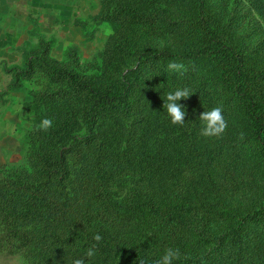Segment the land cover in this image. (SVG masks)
I'll return each mask as SVG.
<instances>
[{"label": "trees", "instance_id": "16d2710c", "mask_svg": "<svg viewBox=\"0 0 264 264\" xmlns=\"http://www.w3.org/2000/svg\"><path fill=\"white\" fill-rule=\"evenodd\" d=\"M221 9L213 13L207 0L123 1L113 17L120 29L100 71L46 70L49 78L66 80L62 96L72 98L89 132L78 148L94 143L100 162L112 158L125 170L130 164L137 177L120 208L102 192L97 197L128 224L99 223L80 234L98 217L87 215L63 234L70 264L84 258L97 233L102 240L86 264H154L168 247L182 254L174 264H264V52L250 49L245 33L236 36L233 13ZM170 62L184 70L170 71ZM184 87L193 91L178 101L186 108L185 123L173 125L164 99ZM216 106L228 127L208 139L198 117ZM148 110L157 119L154 127ZM67 116L56 129L60 142L75 127L74 115ZM67 151L60 155L63 174ZM40 159L49 175L50 156Z\"/></svg>", "mask_w": 264, "mask_h": 264}, {"label": "rangeland", "instance_id": "374dc122", "mask_svg": "<svg viewBox=\"0 0 264 264\" xmlns=\"http://www.w3.org/2000/svg\"><path fill=\"white\" fill-rule=\"evenodd\" d=\"M123 1L128 0H0V264H70L71 247L62 236L71 225H82L87 215L98 217L80 234L99 223H129L104 210L97 197L102 192L120 208L137 179L132 165L125 170L112 158L100 162L94 143L78 148L89 132L72 98L62 96L69 90L66 80L46 72L100 71L120 29L113 17ZM234 1L207 0L213 13L218 15L221 3L222 14L233 13L236 36L245 33L247 46L264 52V0H237L233 9ZM67 114L74 115L75 127L60 142L56 129ZM145 116L154 127L152 112ZM46 117L53 127L38 130ZM140 117L128 120L129 129ZM156 137L153 131L149 143ZM65 149L70 151L63 174ZM42 153L52 161L49 175L43 172Z\"/></svg>", "mask_w": 264, "mask_h": 264}, {"label": "clouds", "instance_id": "9594fccd", "mask_svg": "<svg viewBox=\"0 0 264 264\" xmlns=\"http://www.w3.org/2000/svg\"><path fill=\"white\" fill-rule=\"evenodd\" d=\"M107 35H111V31L106 32ZM168 69L174 72H182L184 65L178 62H170ZM193 94V91L188 88H178L173 92H169L164 99L163 108L166 110L170 122L173 125H183L185 123L186 108L184 105L178 103L181 99H187ZM198 119L202 122V128L200 134L204 137H221L227 127V121L223 115V109L221 106L213 107L211 110L203 111L200 113ZM53 127V120L51 118H44L37 126L38 130L47 131ZM241 139L244 138V134H240ZM94 243L85 252L84 258H76L72 264H86V258L90 259L96 254V246L102 240L100 234H94L92 237ZM181 252L179 248L168 247L164 250L161 257L154 261V264H174L181 258ZM139 264H145L143 260H140Z\"/></svg>", "mask_w": 264, "mask_h": 264}]
</instances>
